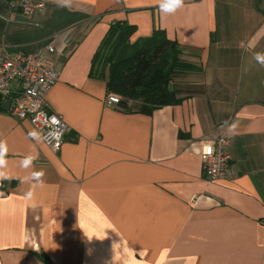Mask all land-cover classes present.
Masks as SVG:
<instances>
[{
	"label": "crops",
	"instance_id": "1",
	"mask_svg": "<svg viewBox=\"0 0 264 264\" xmlns=\"http://www.w3.org/2000/svg\"><path fill=\"white\" fill-rule=\"evenodd\" d=\"M10 1L2 48L64 49L46 102L68 131L53 151L0 96V264H264V0H183L171 13L164 0H43L31 15ZM116 21L134 40L164 31L199 61L194 94L151 114L108 104L107 79L90 72ZM223 133L232 159L210 182L200 151Z\"/></svg>",
	"mask_w": 264,
	"mask_h": 264
},
{
	"label": "built area",
	"instance_id": "2",
	"mask_svg": "<svg viewBox=\"0 0 264 264\" xmlns=\"http://www.w3.org/2000/svg\"><path fill=\"white\" fill-rule=\"evenodd\" d=\"M9 7L23 15L43 10V0H11ZM64 49L49 44L34 53H10L0 46V96L12 103L8 113L18 121L29 120L40 133L46 146L58 151L68 126L51 111L46 102L48 92L60 79L61 64L57 57ZM52 56L50 61L48 57ZM47 61L51 64L47 65ZM119 103L115 95L108 96V104ZM1 111V110H0ZM229 137L223 133L214 141H207L200 151L204 174L208 181L225 178L231 162Z\"/></svg>",
	"mask_w": 264,
	"mask_h": 264
},
{
	"label": "trees",
	"instance_id": "3",
	"mask_svg": "<svg viewBox=\"0 0 264 264\" xmlns=\"http://www.w3.org/2000/svg\"><path fill=\"white\" fill-rule=\"evenodd\" d=\"M136 31L137 27L127 22L112 23L93 56L90 76L107 79L110 95L119 97L117 106L124 111L151 114L182 102L189 94L178 98L177 91L169 90L173 76L199 67L183 62L182 50L164 31L134 40ZM130 100L140 104L138 109L129 106Z\"/></svg>",
	"mask_w": 264,
	"mask_h": 264
},
{
	"label": "rangeland",
	"instance_id": "4",
	"mask_svg": "<svg viewBox=\"0 0 264 264\" xmlns=\"http://www.w3.org/2000/svg\"><path fill=\"white\" fill-rule=\"evenodd\" d=\"M178 46H179L178 48L183 49L179 44H178ZM181 52H183L180 55V57L183 60V62L192 63V64L198 66L199 68L197 70H186V71H182V72L181 71H177L174 74L173 80H172L173 85L171 84L169 86V90L177 91L178 92V95H177L178 98H180L181 96L184 97V96L188 95L189 93L190 94H194L193 92L195 91V89L197 87V83L199 82V78H197V75H198V73L201 70V67L199 66L200 65L199 61L198 62H196L194 60L192 61V60L188 59V58L191 57V55L184 54L185 53L184 50H182ZM182 60L180 61L181 63H182ZM98 64L101 65V61L100 60L98 61ZM108 96H110V95H108ZM136 105H140V104L134 102L133 100L129 101V106L130 107L137 108Z\"/></svg>",
	"mask_w": 264,
	"mask_h": 264
},
{
	"label": "clouds",
	"instance_id": "5",
	"mask_svg": "<svg viewBox=\"0 0 264 264\" xmlns=\"http://www.w3.org/2000/svg\"><path fill=\"white\" fill-rule=\"evenodd\" d=\"M182 4H183V0H164V2L161 3L160 7L163 11L171 13L179 9L182 6ZM257 60L264 62V57L258 54ZM6 153H7L6 145L4 144V142L0 141V169H3L6 166L7 163L5 159ZM33 159H35V157L33 156H28L24 158L22 160V166L28 167ZM42 176H43L42 171L33 172L31 174V178L34 179L37 182V184L43 183V181L41 180ZM0 177L7 178L6 174L2 171H0ZM29 195H31V193H29Z\"/></svg>",
	"mask_w": 264,
	"mask_h": 264
},
{
	"label": "water",
	"instance_id": "6",
	"mask_svg": "<svg viewBox=\"0 0 264 264\" xmlns=\"http://www.w3.org/2000/svg\"><path fill=\"white\" fill-rule=\"evenodd\" d=\"M11 103H12V100H11V99H7V100L4 102V104H3L2 110H3V111H9L10 106H11Z\"/></svg>",
	"mask_w": 264,
	"mask_h": 264
}]
</instances>
